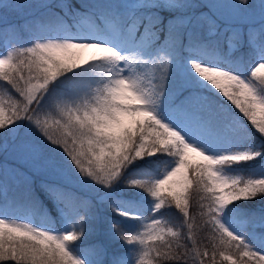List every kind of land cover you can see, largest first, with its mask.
Instances as JSON below:
<instances>
[{"label": "snow or ice", "instance_id": "snow-or-ice-1", "mask_svg": "<svg viewBox=\"0 0 264 264\" xmlns=\"http://www.w3.org/2000/svg\"><path fill=\"white\" fill-rule=\"evenodd\" d=\"M0 35V264H264V0H0Z\"/></svg>", "mask_w": 264, "mask_h": 264}, {"label": "trees", "instance_id": "trees-1", "mask_svg": "<svg viewBox=\"0 0 264 264\" xmlns=\"http://www.w3.org/2000/svg\"><path fill=\"white\" fill-rule=\"evenodd\" d=\"M7 40H8V39H7L4 35H0V50H1V51L4 50L5 45H6L7 42H8ZM216 99H218V100L220 101V103H223V104H225V105L228 104L227 101L223 100V99L220 98V97H216ZM41 198H42V199H45L43 196H41ZM47 203H49V205H50L51 202L48 201ZM52 211H53V215H55V209H53ZM146 215H147V214H146ZM165 216H166V218L171 217L172 220H173L174 222L178 221V217H177V215H176L174 212H168V213L165 214ZM49 218L52 219L51 216H50ZM121 219H122V222H123V223H135L134 221H125V220H123V218H121ZM37 222H38V221H37ZM60 224H61V221L59 220V217H56V220H55V226L59 227ZM201 246H203V245H201Z\"/></svg>", "mask_w": 264, "mask_h": 264}, {"label": "rangeland", "instance_id": "rangeland-1", "mask_svg": "<svg viewBox=\"0 0 264 264\" xmlns=\"http://www.w3.org/2000/svg\"><path fill=\"white\" fill-rule=\"evenodd\" d=\"M6 19H8V20H14V19H16V17H14V16H12V15H8V16H6L5 17ZM8 39V38H7ZM11 196V193H9V197ZM42 199V198H41ZM21 215H24L23 213H21ZM49 219H51V218H49Z\"/></svg>", "mask_w": 264, "mask_h": 264}]
</instances>
